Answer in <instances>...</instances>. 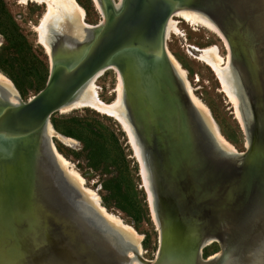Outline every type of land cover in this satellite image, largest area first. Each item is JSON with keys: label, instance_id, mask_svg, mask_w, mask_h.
Returning a JSON list of instances; mask_svg holds the SVG:
<instances>
[{"label": "water", "instance_id": "water-1", "mask_svg": "<svg viewBox=\"0 0 264 264\" xmlns=\"http://www.w3.org/2000/svg\"><path fill=\"white\" fill-rule=\"evenodd\" d=\"M143 1L130 0L96 55L63 87L56 85L57 81L66 79L65 74L56 73L55 66L49 65L45 86L32 98L15 106L12 125L35 128L40 139L37 128L122 41L126 24L136 18ZM153 1L162 16L178 2ZM219 1H210L209 12L226 36L233 63L243 75L242 85L251 112L245 120L248 144L243 152L223 154L212 132L210 140L205 141L195 130L205 165L195 173L199 180L193 185L192 172L184 163L185 159L177 156L181 169L176 168L174 173L172 164L175 162L161 144L160 134L155 131L149 138L141 127L136 128L151 172L159 222L157 254L148 264H246L259 255L264 244V0H221V4ZM249 16L252 20L255 17V25L251 20V27L247 29L243 22ZM146 36L148 33L142 34L143 39ZM171 72L190 116L195 113L210 128L207 116L189 102L173 67ZM6 87L0 84V98L9 102L10 92ZM8 109L11 110V106H7L5 112ZM5 112L0 114V119ZM130 117L135 126L134 111ZM190 122L191 119L192 126ZM39 142L43 148L45 143L41 139ZM34 161L30 200L38 204V218L35 229L26 232L21 242L22 264H129L123 237L116 226L82 198L83 194L69 182L53 154H34ZM227 218L228 221H223ZM210 242L219 243L220 254L203 258L202 249Z\"/></svg>", "mask_w": 264, "mask_h": 264}, {"label": "rangeland", "instance_id": "rangeland-1", "mask_svg": "<svg viewBox=\"0 0 264 264\" xmlns=\"http://www.w3.org/2000/svg\"><path fill=\"white\" fill-rule=\"evenodd\" d=\"M118 1L120 2V0H111L114 4H118ZM210 1L212 2V0H206V3L204 0H180V4L185 8L195 7L194 9L209 13V8H206L212 6ZM73 2L83 10V20L81 19L80 23L83 27H85L84 23L90 25L86 26L87 29L84 28L87 36L90 37L91 33H96L103 15L93 0H73ZM219 2L221 4V0ZM101 6L104 8L103 3ZM45 10V3L28 1L22 4L19 0H0V74L10 82L18 99L24 102L45 86L49 76V57L37 42V33L34 29ZM227 10L232 12L230 9ZM171 17L177 21L178 32L169 33L164 41L165 48L179 63L188 90L206 107L210 120L225 141L236 152L245 151L246 137L235 117L232 103L221 90L214 71L196 57L200 49L215 46L221 57L220 62H226L229 55L227 45L220 36L201 23L192 24L177 15ZM249 17L243 22L247 29L251 27L249 22L252 17ZM253 20L252 25H255V17ZM247 33H250L249 30ZM248 39L250 40L249 36ZM124 62L128 63V60ZM165 72L171 74L175 91L182 95L169 66L164 69L163 74ZM240 76L243 78L241 72ZM116 77L114 70L107 69L96 80L97 95L106 103L113 101L118 94ZM11 78L17 80V86ZM124 97L129 115L131 116V112L134 111L135 129L141 127L142 132L150 133V136L157 131L166 153L175 162L172 164V171L175 173L176 168L181 169L177 161L178 157L181 160L185 159L184 163L188 164L190 173L192 172L190 181L193 185L198 184L195 173L202 167V163L195 158V148L184 133L183 120L180 119L178 123L175 121L172 106L167 105L158 85L152 84L149 96L143 95L140 100H136L132 88L126 85ZM147 101L157 106L150 110ZM46 122L54 131V134L48 137L49 144L59 156L69 162L66 164L62 160V163L56 161L64 168L69 182L84 195L82 198L90 202L107 220H110L107 215H114L120 219L121 223L113 224L123 237L127 262L133 258L137 248L141 250L138 255L140 259L148 262L154 260L159 246V232L149 209L139 163L121 124L111 116L88 106L65 112L56 110L49 115ZM191 123L203 140H210V128L206 127L195 113H191ZM57 134L73 141L65 143ZM191 151L194 155H191ZM24 168L25 171L32 172L31 161L26 151L20 152L15 158L13 176L8 184L14 181L17 173L24 172ZM78 178H82L83 182H79ZM85 191L94 192L98 196L99 203H93L90 192L87 195ZM12 200L6 192L0 193V224L8 231L12 230L16 233L18 227L12 219L6 223L11 205L14 206L16 203ZM100 208L104 209L103 212ZM112 221L110 220L111 223ZM121 226L130 227L132 232L127 231L128 228L125 230L124 227V230L119 231ZM217 252H220V245L218 242H212L202 249V257L213 258ZM262 262L261 264H264V261Z\"/></svg>", "mask_w": 264, "mask_h": 264}, {"label": "bare ground", "instance_id": "bare-ground-1", "mask_svg": "<svg viewBox=\"0 0 264 264\" xmlns=\"http://www.w3.org/2000/svg\"><path fill=\"white\" fill-rule=\"evenodd\" d=\"M28 1L46 4V10L40 21L34 26V29L37 33V42L48 54L49 65H51V67L55 66L56 73L61 75L65 74L66 79L64 81H57L56 86L58 87H63L69 78H71L78 70H81L96 55L101 43L110 33L111 27L117 22L119 16L125 12L130 4V0H120V2L118 1V4H114V2L112 3L111 0H93L97 8L100 9L103 15V20L96 28V33H91L92 35L89 37L87 36V31H85V29L90 25L86 23H84L85 27H83V24L81 25L80 20L82 19L83 10L76 5L73 0H19V3L26 4ZM101 3L104 4V8L101 6ZM210 7L212 6L209 5L206 9ZM194 8L189 9L182 7L180 0H178V2L173 5L172 10L162 16L158 13L160 9L158 4L153 0H144L136 18L126 24L122 35V41H120L97 65V67L85 77L81 86L73 93V95L57 108L58 111L65 112L74 108L88 106L111 116L121 124L122 128L127 133L128 140L131 143L130 145L132 146L135 157L139 163L140 176L146 191L149 209L154 220L153 222H155L154 224L157 228L159 227V222L155 210L151 172L146 164L147 160L140 134L133 126L125 104L124 87L126 85L132 88L136 100H140L143 95L148 97L152 84L155 83L158 85L159 90H161L165 97V102L167 105L170 104V106H172V114L175 121L178 123L180 119L183 120L185 126L184 133L187 135V138L189 137L191 140L192 145L195 148V158L202 163L203 167L205 165V157H202L199 154V147L195 140L196 131L193 129V126L189 124L191 116L183 102V96L175 91L174 84L171 82V74L168 72L163 74L164 69L167 66L170 68L173 67L175 73L181 80L183 92L186 91L185 94H187L189 102L192 103L193 106L199 108L207 116L213 137L216 138L222 146L220 152L224 154L228 152L238 153L225 141L221 134L217 132V129L212 123L213 121H211L208 116L209 113H207L208 111L206 110V107L188 90L187 83L184 81L183 71L179 68V63L165 48L164 41L169 33L178 32L176 27L177 21L172 19V15L180 16L183 20L192 24L199 22L224 40L229 52L226 62H220L221 57L217 53L215 46L200 49L196 57L210 66L214 71L221 85V90L233 105L235 117L244 133H246L245 120L250 112L245 98L242 78L240 72L237 71V68L232 61V51L226 36L221 31L217 21L212 17L211 12L208 13L207 11H203V13L201 10ZM170 13L171 15H169ZM109 20L110 24H108ZM147 33L148 36L143 39L142 34ZM125 60H128V63H125ZM107 69H112L116 73V88L118 90L116 98L108 103L102 101L98 97L95 84L98 77ZM0 84L7 86L6 88L10 92L9 102L0 98V114L5 112L7 106H11L12 108L11 110L8 109L0 119V193L6 192L10 198L12 197V199L15 200L16 203L14 206L11 205V209L7 214L6 223L12 219V222L18 227L16 233H14V231H8L2 224H0V264H22L23 249L21 247V242L26 232L35 229L38 218L37 212L39 209L38 204L30 200L34 188L33 183L31 184V175L33 182L35 168L34 154H41L42 152L47 154L50 152L53 154L55 161L58 160L60 163L64 161L66 164H69V162L59 156L55 152L53 146L49 144L48 137L54 134V131L51 129L50 125L47 124L48 121L46 122V119L41 124V127L37 128L38 133L40 132L41 142L45 143L43 148L39 146L40 139L38 134L35 133V128H17L12 125L11 115L15 110V106L20 105L22 101L18 99L13 90L14 88L2 74H0ZM33 96H31V98ZM147 105L150 110L152 107L157 106L148 101ZM150 135V133L147 134L149 138H151ZM57 136L65 143L73 141L72 139L59 134H57ZM247 144L248 141L246 138L245 145ZM22 151H26L29 155L32 172L25 171V168L27 167L25 166L23 169L24 172L17 173L14 181L8 184L10 178L13 176V164L15 158ZM191 155H194L192 151ZM207 161L209 162L211 160ZM70 174L71 173H69V175ZM78 179L79 182H83L82 178ZM88 192L90 191H87L86 194ZM89 194L93 203L98 204V196L94 192H90ZM100 210L103 212L104 209L100 208ZM227 216L223 217L226 218ZM107 217L108 219L110 218V220H113L112 223L116 222L115 225L121 223L120 219L114 215H107ZM228 220L229 218L223 221ZM121 227H119V231H121L124 226ZM127 228V231L132 232L130 227H124L125 230ZM127 243L129 244V242ZM211 243L212 242L207 245ZM262 244L259 255L246 264H259L264 261V244ZM140 251L139 248L136 249V253L132 251L134 255L133 258L128 261L129 264L149 263L138 257ZM219 254L220 252H217L215 255L217 256Z\"/></svg>", "mask_w": 264, "mask_h": 264}, {"label": "trees", "instance_id": "trees-1", "mask_svg": "<svg viewBox=\"0 0 264 264\" xmlns=\"http://www.w3.org/2000/svg\"><path fill=\"white\" fill-rule=\"evenodd\" d=\"M11 79L14 82L15 86H17V80L15 78H11Z\"/></svg>", "mask_w": 264, "mask_h": 264}]
</instances>
